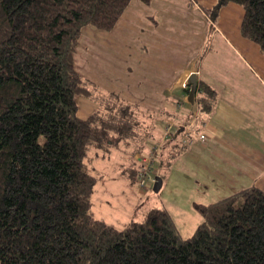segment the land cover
<instances>
[{
    "label": "trees",
    "instance_id": "1",
    "mask_svg": "<svg viewBox=\"0 0 264 264\" xmlns=\"http://www.w3.org/2000/svg\"><path fill=\"white\" fill-rule=\"evenodd\" d=\"M132 1L0 0V264H264L259 186L196 203L205 220L187 238L164 208L123 229L95 217L87 155L93 145L113 146L135 112L101 100L81 117L79 97L97 87L78 71L75 54L83 27L111 31ZM220 2L243 6L242 35L264 51V0ZM198 86L195 133L218 97ZM114 104L128 112L114 118ZM168 116L183 126L192 113Z\"/></svg>",
    "mask_w": 264,
    "mask_h": 264
},
{
    "label": "rangeland",
    "instance_id": "2",
    "mask_svg": "<svg viewBox=\"0 0 264 264\" xmlns=\"http://www.w3.org/2000/svg\"><path fill=\"white\" fill-rule=\"evenodd\" d=\"M141 5L142 11H135V7L126 10L122 22L117 26L119 35L116 37L122 42L118 52L115 48L108 51V56H103L104 49L97 47L101 38H97L96 32H108L91 25L82 29L83 54H80V44L77 48L80 54L77 57L78 64H75L77 69L97 87L93 89L90 86V96L82 94L79 97L80 116L98 109L99 101L110 100L129 104L135 114L127 116H136L137 119L134 121L125 117L131 127H125V132L117 133L122 137L117 136L113 146L93 145L89 150L86 159L88 171L96 177L92 210L98 219L123 229L132 220H141L150 210L164 208L172 216L180 234L187 238L205 220L195 204H210L226 198L239 185L230 182L224 152L213 146L212 149L206 148L208 140H196L193 145L186 147L191 141V132L188 130L182 138L177 134L173 139L170 132L177 128L183 130L185 125L182 126V120L168 124V114L160 113L159 104L161 92L165 91L155 86L173 83L179 70L190 62L191 55L201 52L197 62L192 57L202 75L200 78L217 88L223 100L228 82L264 78L260 66L264 63V54L258 44L250 39L246 49L237 44V17L221 26L224 28L228 22L233 44L242 50L241 53L234 49H219L216 41L218 33L214 34L213 40L211 35H189L197 31L198 27L172 13L180 12L172 0H152L149 5ZM231 13L239 14L236 9ZM146 15L159 20L165 30L163 35L160 29L157 35H150L146 27ZM201 26L202 32H205V25ZM84 28L89 30L84 32ZM167 30H172V35L166 33ZM205 37L206 48L203 44ZM145 39L148 40V47L144 46ZM107 43L112 48L111 43ZM252 46L255 48L254 55ZM207 48L208 54L199 60ZM152 49H160L165 62L156 72H147L145 54L153 53ZM165 73L167 76L164 77ZM176 93L180 91L176 90ZM162 105L166 110H176L178 106L174 103ZM108 109L114 118H121L128 112L118 104ZM134 123L136 127H133ZM158 176L163 178V185L159 192H155L153 186Z\"/></svg>",
    "mask_w": 264,
    "mask_h": 264
},
{
    "label": "crops",
    "instance_id": "3",
    "mask_svg": "<svg viewBox=\"0 0 264 264\" xmlns=\"http://www.w3.org/2000/svg\"><path fill=\"white\" fill-rule=\"evenodd\" d=\"M172 1L176 8H180V12L174 11L172 13L176 15V17L180 16L182 21L188 20L190 23L193 22L198 27L197 31L194 30V32L189 35H211V39L213 40L214 34L216 35L218 33L219 35H216L217 40L215 38L214 39L217 43H219V49L222 51H226V49L233 51L234 49V51L241 53L242 50H240V48H235L232 36H230L232 33L229 31V27L227 26V23L232 20L231 18L237 17L238 24L236 31H239L238 37L236 38L238 41L237 44L242 45L245 49L249 46V39L245 38L241 32V23L244 15V8L242 5L236 2L221 4L220 0ZM151 2L152 0L149 3L142 0H133L126 10L129 8L131 10L132 7H135V11L139 12L142 11V9H140L142 6L141 4L149 5ZM234 9H236L239 14H232L231 12ZM123 16L111 31H107L108 33H101L100 31L96 32L97 38H101V40L97 42V47L102 50L104 49L102 52L103 56H108L110 54L108 51L115 48L116 52H118L122 47V42L119 41L116 36L119 35V29L117 26L122 22ZM227 20L229 21L225 24V27L222 28L221 25ZM145 21H148L146 27L148 31H150V35H157V31L159 29L162 35L165 33L163 26L159 24V20L155 19L154 16L146 15ZM202 24L205 25V32H202V26L200 28V25ZM85 28L84 32H87L89 29ZM179 32L180 31H177V33ZM166 33L172 35L173 31L167 30ZM183 33L187 34L185 31ZM206 39L207 38L205 37V40L203 41L205 48L207 47V42H205ZM81 41H83V38L80 40L79 46V49L82 48L80 54H83L84 47L81 45ZM107 42L111 43L112 48H110V45ZM144 46H149L147 39H145ZM194 48L198 49V47L195 46ZM252 50V54L254 55L255 48L253 46ZM152 52L153 53L145 54L147 72H156L165 62L160 49H152ZM208 52V48L207 50L205 49L199 60L205 58ZM200 53L201 52L191 55L190 62L179 70V74L175 77L173 83L155 86L156 88L163 89L165 91L161 92L162 96L161 100H159V104H161L160 113H169V109L166 110L162 103L177 104L178 106L176 108L178 110L180 108L184 115L192 113V117H190L191 121L187 124V127H189L188 131L191 132L193 138H191V141H189L190 144L186 147L193 145L196 140H208L209 143L206 148L212 149L213 146L216 150L223 151L229 167L228 176H231L230 182H232L233 185H239L234 193L251 186L264 188V78L228 82L225 86L224 98L221 100L220 92L217 88L200 78L202 75L200 74L199 69L195 66V60H192L193 57L197 62V57H199L198 55ZM262 53L264 54L263 50ZM80 54L79 51H76L75 64H78L77 57ZM151 65L153 66L151 67ZM260 66L262 68V73L264 74V63ZM79 72L81 73V70ZM193 73L197 74L198 85L199 82L208 84L215 89L218 95L216 104L205 116L206 121L203 125V130L200 132L197 131L196 133L193 132L192 129H194L193 127L196 125L197 115L199 113L197 107V96L199 91L197 89L195 103L191 104L188 102V92L184 89L185 84L190 86L188 84V79ZM81 75L84 77L83 73ZM165 76H167V73L164 74V77ZM87 77L88 76L84 78L89 79ZM176 90H179L180 93H176ZM92 112L89 114H82L81 117L87 118L92 114ZM168 119L170 120L168 121V124L176 121L169 118V116ZM183 130L184 135L186 129ZM202 133L206 135L205 139L201 138Z\"/></svg>",
    "mask_w": 264,
    "mask_h": 264
},
{
    "label": "water",
    "instance_id": "4",
    "mask_svg": "<svg viewBox=\"0 0 264 264\" xmlns=\"http://www.w3.org/2000/svg\"><path fill=\"white\" fill-rule=\"evenodd\" d=\"M188 84L190 85L189 93H188V102L191 104H194L195 103V96H196L197 89H198V79H197L196 73H193L189 77ZM162 185H163V178L158 176L156 178V182L154 183L153 190L155 192H159L162 188Z\"/></svg>",
    "mask_w": 264,
    "mask_h": 264
},
{
    "label": "built area",
    "instance_id": "5",
    "mask_svg": "<svg viewBox=\"0 0 264 264\" xmlns=\"http://www.w3.org/2000/svg\"><path fill=\"white\" fill-rule=\"evenodd\" d=\"M185 128H186V126H185ZM186 130H189V127H187ZM205 137H206V135H205L204 133H202V134H201V138H202V139H205Z\"/></svg>",
    "mask_w": 264,
    "mask_h": 264
},
{
    "label": "clouds",
    "instance_id": "6",
    "mask_svg": "<svg viewBox=\"0 0 264 264\" xmlns=\"http://www.w3.org/2000/svg\"><path fill=\"white\" fill-rule=\"evenodd\" d=\"M187 86H188V85H187V84H185V86H184V87L186 88ZM185 126H187V125H185ZM184 128H185V127H184Z\"/></svg>",
    "mask_w": 264,
    "mask_h": 264
}]
</instances>
